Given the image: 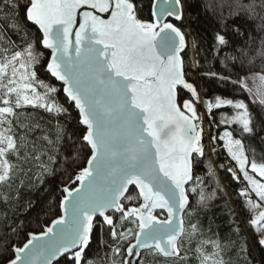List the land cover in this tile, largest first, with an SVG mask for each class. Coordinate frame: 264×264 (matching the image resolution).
<instances>
[{
  "label": "snow or ice",
  "instance_id": "6c2138e0",
  "mask_svg": "<svg viewBox=\"0 0 264 264\" xmlns=\"http://www.w3.org/2000/svg\"><path fill=\"white\" fill-rule=\"evenodd\" d=\"M219 7L221 14L227 11L225 20L260 21L256 27L264 33V0H227ZM141 9L138 0H0L5 22L0 24V201L13 199L14 185L18 197L25 187L22 177L29 179L28 186L43 183L54 171L51 165L71 167L88 153L83 165L68 174L61 214L42 231L27 233L22 244L6 240L0 245V264H59L60 259L97 264L99 253L89 255L94 234L108 249L107 264H183L189 251L196 253L197 264H227V244L219 237L203 238L198 221L185 223L191 194L199 205L215 197L194 170L206 147L216 152L217 142L235 162L227 171L246 184L239 195L251 216L249 226L264 245V120L250 108L257 107L264 117V36L254 55L240 49V57L225 56L230 62L239 59L241 72L245 60L259 59V72L236 73L235 80L231 74L204 73L251 98L215 95L205 102L209 117L213 110H230L211 121L210 127H225L206 146L197 110L200 94L186 77L182 55L189 42L185 31L167 19L182 22L184 5L154 0L151 19L141 18ZM28 22L38 26L40 36L33 37ZM233 31L244 35L238 27ZM196 43L193 39L192 46ZM40 46L50 50L46 60ZM228 46L226 35L217 32L214 54L220 56ZM42 64L62 82L79 129L75 141L76 133L67 136L77 147L59 161L65 126L57 120L53 128H44L29 111L71 116L56 98L57 87L39 78ZM198 66V61L192 64ZM249 80L262 86L254 90ZM181 88L192 99L178 102ZM38 130L43 135L33 139ZM257 138L259 155L257 147L246 144ZM41 140L44 145L38 144ZM207 166L208 175L215 176L216 165L208 160Z\"/></svg>",
  "mask_w": 264,
  "mask_h": 264
},
{
  "label": "trees",
  "instance_id": "16d2710c",
  "mask_svg": "<svg viewBox=\"0 0 264 264\" xmlns=\"http://www.w3.org/2000/svg\"><path fill=\"white\" fill-rule=\"evenodd\" d=\"M184 5V19L183 21L174 22L185 31L189 42L188 48L185 49L182 55L185 59L186 77L190 82L194 83L200 91L204 99H212L215 95L242 98L249 101L251 98L239 93L231 84H225L214 78L205 76L204 73L217 72L221 75L231 74V79H237L236 73L241 76L260 71L261 61L256 59L253 64H248L245 60V71H240V61L237 59L234 62L225 60V56L240 57V49L245 50L249 56L255 54L259 47V40L264 33L260 32L256 27L260 21H248L244 19H230L225 20L227 11L223 14L220 11V5L226 3L227 0H181ZM154 0H138L142 5V9L138 13L141 18L151 19L150 5ZM5 23L0 20V24ZM239 28V35L233 31V28ZM33 37L40 36L38 26L28 22ZM220 32L226 35L229 41V46L223 49L220 56L214 54L213 46L215 44V34ZM13 40L19 43L17 35L9 33ZM251 39H250V36ZM193 39L196 40V47L192 46ZM39 50L44 53L45 60L49 56L50 51L44 49L42 46ZM198 61V67H192V64ZM235 63V67H233ZM38 76L40 79L55 85L58 89L56 98L59 103L69 109L71 116L55 117L52 114L46 113L43 110L34 111V118L44 128L51 129L59 120L66 128V138L58 146L60 151L57 154V159L68 155L73 149L77 147L74 143L67 139V136L76 133L71 137L72 141L78 139L79 129L76 126V112L72 105L67 101L66 95L63 92V84L55 78L50 77V74L44 69L43 64L38 67ZM185 99H192L190 93L185 89H179V100L182 103ZM250 108L257 116V119L264 120L257 107L250 104ZM197 110L201 114L203 111L202 101L197 104ZM230 111L229 109L213 110L212 116L208 118L209 135L222 134L224 127L215 125L210 127L212 120H218L221 112ZM43 133L37 131L32 137L41 136ZM264 136V132L260 133ZM206 139V134H205ZM257 147L260 143L259 139L253 141H246ZM38 144L44 145V141H38ZM207 146V144H205ZM216 152H210L206 147L205 158L195 168L194 174L201 176L204 179V184L208 193L215 190V197L207 200L205 205L197 203V195H190V208L188 215L185 216L186 225L191 222H199V225L204 233L203 238L215 239L219 237L228 246L224 251V258L227 264H264V245L259 244L258 234L252 227L249 226L251 218L247 205L243 197L239 195L241 188L246 184L241 181L234 180L231 173L227 171L228 167H235V162L231 161L227 156L226 150L223 149L222 143H216ZM259 147L257 153L259 155ZM88 153H81V163L73 164L71 167L68 164L57 162L51 167L54 169L51 175L43 177V183L38 181L31 182L26 177H22L25 181V187L19 189V195L16 196V185L13 186V199L5 204L0 201V245H3L6 240H11L22 244L27 239V233L39 232L51 223V220L61 214L59 207L62 199V188L68 182V174L74 173L80 166L83 165V159ZM208 160H211L215 165V176L208 175ZM224 165V167H220ZM35 172L36 169H33ZM217 180L219 187H217ZM19 181H17V184ZM159 214V213H158ZM16 228V234H13L12 229ZM105 241L108 240L107 235L103 236ZM111 243V241H109ZM195 241L191 248H195ZM11 247V245H9ZM187 248L188 245H185ZM246 249V250H242ZM99 253L96 256L97 264H107L108 249L100 244V237L94 234L91 252L89 255ZM123 255V253H121ZM189 259L183 264H197L196 253L194 251L188 252ZM59 264H67V261L60 259Z\"/></svg>",
  "mask_w": 264,
  "mask_h": 264
},
{
  "label": "built area",
  "instance_id": "2783aa9c",
  "mask_svg": "<svg viewBox=\"0 0 264 264\" xmlns=\"http://www.w3.org/2000/svg\"><path fill=\"white\" fill-rule=\"evenodd\" d=\"M203 116V123L205 125V133L207 135V140L206 143H209V124H208V119H207V115L205 113V111H203V113L201 114Z\"/></svg>",
  "mask_w": 264,
  "mask_h": 264
},
{
  "label": "water",
  "instance_id": "95a60500",
  "mask_svg": "<svg viewBox=\"0 0 264 264\" xmlns=\"http://www.w3.org/2000/svg\"><path fill=\"white\" fill-rule=\"evenodd\" d=\"M168 20H170L172 23H174V24H176L175 22H174V18H171V17H169V18H167ZM177 25V24H176ZM178 26V25H177ZM179 27V26H178ZM50 51V50H49ZM60 83H62V82H60ZM197 91L199 92V94H200V91L197 89ZM201 96V95H200ZM178 100H179V90H178ZM208 99H204L203 98V103H204V106H205V102L207 101ZM205 109H206V107H205ZM158 215H160V214H158ZM57 218V217H56ZM56 218H54V219H56ZM160 218L161 219H164V218H166V217H164V216H161L160 215ZM51 224V223H50ZM50 224H48V225H50ZM48 225H46V226H48ZM26 242V241H25ZM182 255H183V253H182Z\"/></svg>",
  "mask_w": 264,
  "mask_h": 264
},
{
  "label": "rangeland",
  "instance_id": "374dc122",
  "mask_svg": "<svg viewBox=\"0 0 264 264\" xmlns=\"http://www.w3.org/2000/svg\"><path fill=\"white\" fill-rule=\"evenodd\" d=\"M251 74V73H250ZM247 74V75H250ZM249 86L252 87L254 90H256L258 87H261L262 85L260 84L259 81L253 82L252 80H249ZM224 131V130H223ZM223 133V132H222ZM258 178V177H257Z\"/></svg>",
  "mask_w": 264,
  "mask_h": 264
},
{
  "label": "bare ground",
  "instance_id": "6f19581e",
  "mask_svg": "<svg viewBox=\"0 0 264 264\" xmlns=\"http://www.w3.org/2000/svg\"><path fill=\"white\" fill-rule=\"evenodd\" d=\"M204 129H205V125H204Z\"/></svg>",
  "mask_w": 264,
  "mask_h": 264
}]
</instances>
